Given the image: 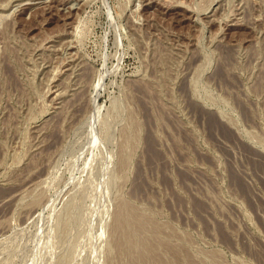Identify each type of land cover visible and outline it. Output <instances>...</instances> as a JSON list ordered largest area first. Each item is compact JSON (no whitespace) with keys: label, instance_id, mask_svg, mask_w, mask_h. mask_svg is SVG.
<instances>
[{"label":"rangeland","instance_id":"rangeland-1","mask_svg":"<svg viewBox=\"0 0 264 264\" xmlns=\"http://www.w3.org/2000/svg\"><path fill=\"white\" fill-rule=\"evenodd\" d=\"M0 264H264V0H0Z\"/></svg>","mask_w":264,"mask_h":264}]
</instances>
